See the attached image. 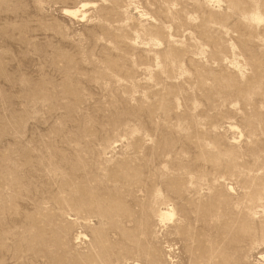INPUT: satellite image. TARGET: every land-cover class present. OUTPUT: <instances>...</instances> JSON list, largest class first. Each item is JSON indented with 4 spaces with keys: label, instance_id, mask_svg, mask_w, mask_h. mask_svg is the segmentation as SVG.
Returning <instances> with one entry per match:
<instances>
[{
    "label": "rangeland",
    "instance_id": "obj_1",
    "mask_svg": "<svg viewBox=\"0 0 264 264\" xmlns=\"http://www.w3.org/2000/svg\"><path fill=\"white\" fill-rule=\"evenodd\" d=\"M0 264H264V0H0Z\"/></svg>",
    "mask_w": 264,
    "mask_h": 264
},
{
    "label": "bare ground",
    "instance_id": "obj_2",
    "mask_svg": "<svg viewBox=\"0 0 264 264\" xmlns=\"http://www.w3.org/2000/svg\"><path fill=\"white\" fill-rule=\"evenodd\" d=\"M164 218L171 216L170 212H162L161 214Z\"/></svg>",
    "mask_w": 264,
    "mask_h": 264
}]
</instances>
